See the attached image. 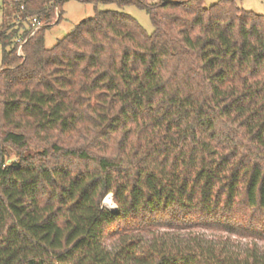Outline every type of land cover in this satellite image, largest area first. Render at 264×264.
I'll return each mask as SVG.
<instances>
[{
  "label": "trees",
  "instance_id": "obj_1",
  "mask_svg": "<svg viewBox=\"0 0 264 264\" xmlns=\"http://www.w3.org/2000/svg\"><path fill=\"white\" fill-rule=\"evenodd\" d=\"M66 1L1 0L0 264H264L159 231L264 241V14L110 0L153 31L96 10L48 48Z\"/></svg>",
  "mask_w": 264,
  "mask_h": 264
},
{
  "label": "rangeland",
  "instance_id": "obj_2",
  "mask_svg": "<svg viewBox=\"0 0 264 264\" xmlns=\"http://www.w3.org/2000/svg\"><path fill=\"white\" fill-rule=\"evenodd\" d=\"M148 1H158V0H148ZM216 0H205L206 4L215 2ZM236 3L239 7L250 10L258 14H264V0H236ZM1 7V0H0ZM103 9H122L125 12L129 13L134 17L138 23L143 27L147 33L153 31V25L149 18L147 12L140 7L135 5H123L120 7L116 2L110 0H69L62 4L60 13L61 17L58 23H54L44 31V44L46 47H52L58 40L63 38L67 33L73 30L74 26L82 19L92 16L96 10ZM2 11L0 9V24L2 22ZM59 15V10L56 9L55 18L52 20V23L55 21ZM1 51L2 47L0 44V63H1ZM13 156V153H11ZM110 196L111 194H107ZM106 195V196H107ZM102 200L103 206L109 209H116V205L112 203H107L105 198ZM112 196H110L111 198ZM160 233L165 232L164 235L168 238H175L180 240H186L190 234H194L199 237V240L205 245L207 243L216 244L220 241H225L226 247L234 249L237 251H244L249 248H254L256 252H262L264 249V241L261 240H252L245 237H238L235 235H227L223 233L213 232L210 230H198V231H167L159 230ZM155 232H139L134 233L141 239L140 246L151 241V238ZM106 244L108 247H113L117 243L116 239L107 238Z\"/></svg>",
  "mask_w": 264,
  "mask_h": 264
},
{
  "label": "built area",
  "instance_id": "obj_3",
  "mask_svg": "<svg viewBox=\"0 0 264 264\" xmlns=\"http://www.w3.org/2000/svg\"><path fill=\"white\" fill-rule=\"evenodd\" d=\"M31 21V25H32V29L30 30L28 37L33 35L38 29H40L43 25L40 22V20L37 17H31L30 18ZM16 41L18 42V46L16 48V54L17 55H23L22 52V44L25 41V39H22L21 37H18L16 39Z\"/></svg>",
  "mask_w": 264,
  "mask_h": 264
},
{
  "label": "bare ground",
  "instance_id": "obj_4",
  "mask_svg": "<svg viewBox=\"0 0 264 264\" xmlns=\"http://www.w3.org/2000/svg\"><path fill=\"white\" fill-rule=\"evenodd\" d=\"M110 196H111V195H110ZM110 196L107 195L106 198H105L106 202L109 203V204L111 203V202H110V201H111Z\"/></svg>",
  "mask_w": 264,
  "mask_h": 264
}]
</instances>
